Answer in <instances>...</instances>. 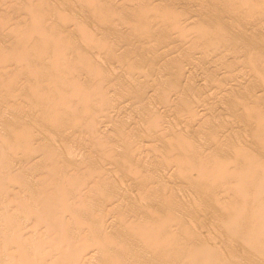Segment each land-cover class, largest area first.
Returning <instances> with one entry per match:
<instances>
[{
	"label": "rangeland",
	"instance_id": "374dc122",
	"mask_svg": "<svg viewBox=\"0 0 264 264\" xmlns=\"http://www.w3.org/2000/svg\"><path fill=\"white\" fill-rule=\"evenodd\" d=\"M225 1H221V4L220 1L216 0H0V208L4 207L6 203L9 205V200L11 202L13 200V203L8 206L10 208L9 212L13 214V217L10 214L9 218V212L5 211L4 208L2 209L7 212V215L3 218H1L2 216L0 217V221L4 222L6 220V223H0V226L3 225L0 228V246L2 245L0 247L2 248L0 249V264H7L9 262V260L7 262L5 260L12 255L14 249H16L13 252L15 254L13 255L15 263L19 260L18 254H21V260V257H25V255L27 257L24 258L23 263L36 264L34 259H36L35 255L37 254L34 248L38 247L41 249V253L44 254L45 261L43 260L42 264H56L58 259L61 258L58 254L60 256L63 254L61 253L63 248L60 251L57 244L61 246V241L66 242L70 240L71 243L79 246L87 231L86 228H88L89 233L86 232L87 234H85L88 239L86 240L85 237V242H90L86 244L87 248L83 243L81 244L84 250L85 248L87 249L86 252H93V250L97 252L93 248L92 242L94 241L92 239L95 236L99 237L102 235L101 237L105 236L104 239L101 237L98 239L99 241L100 239L104 241L110 230L113 232L111 235L115 231L119 234L116 232L114 237L113 235L111 237L110 233L108 234L109 237L114 238V241L116 240L115 237L117 239L122 238L121 235H123L124 230L127 231H125L124 235L127 234L128 238H130L129 240L126 238L127 235L117 240L119 242L123 240V244L128 245L127 248L125 247L126 250H123L124 247L122 246L124 245L122 243H120L121 246L117 242L116 245L111 244L113 240L111 238V240L108 239V236V240L101 243H104L105 246L108 242L107 246L111 245L113 248L119 245V248L122 247V252H126L128 251V247L131 246L130 248H132L131 242H134L133 239H135L130 237V233L128 234L130 232L129 229H126L127 226L130 227L128 224L132 221L130 225H133V221L136 222V217L138 223L142 222V220L145 222V218L142 217H147V209L152 207L154 210L155 208L159 210L162 206L156 207L159 205L155 204H162L163 202L164 207V199L169 200L167 201L168 203L173 200L174 203L171 201L169 203L171 207H169V204H166V202L165 207L167 205L170 209L165 212L163 211L165 208H162L160 210L165 213L160 210L159 213L170 216V213L168 214L167 212H171V216L166 217V219H164L165 216L163 218L160 216L155 217L154 213H151L152 210L149 215L165 220V225L169 228L167 231L172 233L173 229V232L175 231L176 234L181 231V233L174 234V236H171V233L170 236L168 234V238H172L169 244L167 243L169 247L167 250L169 251L166 250V253L170 252L169 254L167 253V258L172 257L171 260L174 258V262L177 261L176 264H181L180 261L187 264L191 260L192 263L193 261L196 263L202 257L199 255L198 259L193 260V258L195 259V257H198L196 255L201 253L204 257L203 252L208 253L207 255L205 254L207 258L215 255V257L211 258L212 261L214 258H216L214 259L215 261L218 260L220 255L224 257L232 253L235 255H233L234 258L241 257V259L235 260L232 256L229 259V261L231 260V264L233 260H235V264H246L249 260H251L249 261V263L251 262L250 264H255V262H259V264L263 262L264 264V261L258 260V258L261 259V256L258 257V254L261 255L262 251H256L258 249L255 247L254 252L257 254L256 257L255 254L251 253L252 250L250 251L249 249H253V246H248L251 243L250 240L254 242L256 239L250 238L248 240L250 242L247 243L248 241L245 240L247 236H243L250 230L251 225L258 222H254L255 220H253L254 223L252 224L250 219L254 216L250 215L247 218L249 220L244 219L247 221V225L245 226L248 227V224L251 223L249 228L243 226L246 233H244V230L241 231L244 229L242 227L244 220H237L233 216L237 224L241 226V230L237 227L238 225L236 226L235 223L234 225L230 222L233 218L232 220L228 218L232 217V211L230 213L227 212L230 211V207H228L225 213L226 202L228 203L230 200L232 206L231 201L236 198L235 201L237 202L233 201L231 208L236 207V204L241 202L238 199L240 195L238 196L239 193L235 194V190L232 189H230L229 193V187L223 175L225 172L215 168L219 166L225 170L229 169L231 172L237 168H244L245 163L240 157L235 156L236 151L240 155L249 157L251 162L259 158V163L264 166V146L262 148L260 145L261 141L259 143L258 140V137H260L258 134L260 135L261 133L260 126L264 123V0ZM198 97L205 99V105H196V102L200 100ZM249 118H252V120ZM263 133H261V137ZM221 143L226 147L228 145V149L225 147L228 150H225L226 154L217 152V149L221 148ZM223 145L221 144L224 148ZM132 161L135 164L130 163ZM257 161L255 162L258 163ZM215 162L216 166H214L215 164L213 165ZM135 165L136 168L134 167ZM182 170L185 174L181 173V176L180 172ZM130 171L133 172L131 173ZM198 171H201V173H198ZM127 173L128 175L130 173L131 176L132 174H139V176L141 174L140 177L143 180L140 177L137 178L138 175L128 177ZM56 174L59 179L62 178L63 174H73V179H76L75 176L79 178L78 182H75L77 179L74 182L77 185L79 184L80 187L84 185L85 188L81 187L83 188L82 194L80 195V191L82 190L75 183H73L76 186L74 189L71 188L73 186H70V189L68 188L72 183L71 181H73L70 177L71 175L68 176L71 178L70 180H68L67 175L66 177L65 175L63 176L67 178L65 181L68 180L67 184L64 182L66 185L64 189L62 188L64 187L62 186L64 178L60 179L62 180L61 184H56L60 180L56 181V183L53 182L55 181ZM186 174L192 176L189 177L188 175L189 179L187 180ZM256 175L253 176L255 177ZM103 176L104 178H102ZM135 177L137 180L140 179L138 181H148V185H146L147 183H138ZM193 177L194 180L192 181ZM57 178L56 180H58ZM97 178L101 182H103L102 179H106L105 182L107 184L104 182L105 185L102 184ZM130 178H134L135 181ZM259 178L264 179L262 176ZM189 180L190 182H188ZM232 181V186L235 185L234 189H237L240 194L242 191V196L246 194V192L243 193L245 190L243 188H246L245 191H247V187L243 185L244 183L241 184L242 186L240 185L241 187L237 186L238 189L236 185H239L240 182L237 183L236 179ZM48 182L53 183V185L55 183L54 186L57 188L55 190H58L61 185L62 192L66 190L67 198H69L67 196L69 191V194L79 191L77 193L80 197L76 198L82 199V195L86 191L87 193L85 194H88V190L91 189L92 195L91 192H89L90 195H85L87 197L94 196L91 197L93 200L90 203L93 201L91 203L93 205L90 204V207L87 205L89 202L85 196H83L85 200L83 199L84 201L80 202V200H76L74 197L77 194L72 193L74 196L71 195V197L73 196V199L80 202L78 205L75 200L71 197V200L69 198L70 203L72 201L76 203L75 208L81 206L84 209L83 205L85 204L89 207V209L88 207L86 208L85 212L80 209H77L79 210L77 212L74 208L77 213L82 212V214L80 213L81 215H78V219L79 221L80 218L83 220L78 223L76 222L78 219L74 221L73 216L76 217L77 215L74 209L72 211L76 215L70 211L73 213L71 216L68 211L69 209L67 211L64 209L66 211L64 213L63 210H59L62 209L60 207L57 212L56 207L59 199L61 201L59 202L60 204L65 203L63 204L64 206L69 203L64 195L65 193H62L61 190L58 191L62 195L57 191V195L59 194L57 199V195H55L56 191L53 192L54 190H51L53 187H50ZM99 182L101 184H98ZM191 182H194L193 185L196 184L198 187L190 184ZM15 184H19V186L17 185L18 187H16ZM20 185L23 188L22 192ZM153 188L156 189L153 191ZM248 188L250 189V187ZM195 189L197 190L195 191ZM19 190L20 192H18ZM148 190H152L153 195L160 196L159 200L155 195V198H150L152 193ZM125 191L131 195L129 194L128 196V193H125ZM197 191L201 194H198ZM122 192L125 195L127 194V197L122 195ZM249 192L248 195L246 194L247 196L244 195V198H253L255 194L252 195V193L254 191ZM142 194H145V196L143 197ZM160 194L162 198L167 197L161 199ZM234 194L235 197H233ZM40 195L44 196V198ZM117 195L120 199L122 197L125 199L122 198V202L119 203L121 200L118 197L116 198ZM208 195L213 196L216 201H213L214 204L208 205L207 199L213 203L210 201L211 197ZM53 196L56 199V206L53 205L54 203L52 204L55 200ZM263 196H260V199L264 198ZM62 198L67 200V204ZM126 198H131L129 199L131 201L123 202V199L127 200ZM146 198H149V201ZM152 198L161 202L157 203L156 200L153 202ZM255 198H257L256 195ZM255 198L252 199L253 201L250 200L251 203L254 202L252 204L254 206H250L253 209L256 208V203L258 204L259 202V197L257 198L258 201ZM34 199H40L39 203H37L39 205L33 203ZM144 200H147L146 203L149 205L145 210V215L143 213L147 204L142 206L143 202H141ZM262 200H260L261 203L258 205L264 203V201L262 203ZM101 201L104 204L108 203V205L105 204L106 207L101 206V208L103 207L102 209L99 207V211L100 209L102 211L104 208L109 210L111 207L113 211L116 208L114 204L116 201H119L116 204H121L122 208L119 207L120 212L122 213L123 211L128 214V219L131 220L129 222L125 218L128 221L123 225L127 226L124 227L121 224L123 222L119 224V221L116 220L119 215H123L117 211L119 209L117 207L115 209L116 212L115 210L113 213H111L112 211H108L109 215H104L107 213V210L104 209L106 213L103 210L104 216L102 213H99V217L102 215L106 220L109 219L107 220V225H109L111 221L113 222V216L115 215L114 222L116 221L117 223L115 222L113 225L116 224L117 226L119 225L118 228L120 226L124 228L122 227L118 231L116 225H114V228L111 227L113 225L109 227L106 224L103 225L106 221L105 219L103 220L104 222L102 221V216L100 217V221H102L101 225L106 226V230H104V227H99V219L96 220L97 222L95 219L99 218L97 204L100 202L98 206L102 205ZM150 201H152V206L149 204ZM175 201H177L176 204ZM247 201L249 203V200ZM140 202L142 203L141 205ZM25 203L26 206L24 205L23 207L21 204ZM82 203L85 204L82 205ZM122 203L124 204L123 206ZM247 203L246 205L249 206L250 204L248 205ZM42 204H45V207H47L46 205L49 207L54 206L56 209V212L53 210L54 216H61L58 217L60 220L53 216L58 222H54V225L57 223V226L51 225L54 219L53 221L48 220L52 222L45 221L51 218L50 215H53L51 211L54 208L49 209L51 214L48 212V215H50L46 217L48 210H45L46 208ZM109 204H111V207ZM20 205L22 208L19 207L18 210L20 211L18 212L16 211V206ZM258 205L257 209L259 208V212L262 214L261 209L264 206L260 205L263 207L261 208ZM33 206L35 207L34 211H32ZM91 206L93 207L92 210L96 212L93 211L94 215L96 214L95 217L97 216L94 220V217L87 219L90 217V214L86 216V211H91L90 213H92ZM142 207L144 208L142 209ZM257 209L254 210V215L258 213ZM3 210H1L2 213L4 212ZM137 210L143 211L140 214ZM31 211L39 214L42 218L45 217L41 218L42 223L40 218L36 220H40L39 225H42V227H35L38 231L34 229V226L38 225L34 220L36 219L35 216L38 217L39 215H34ZM83 212L85 213V217L82 216L84 215ZM135 212H138L141 217H138L139 215ZM233 212H236L235 209ZM31 213L34 215L33 221L29 220L31 218L30 215H32ZM110 213L114 215L112 216ZM155 214L158 215L157 213ZM251 214L253 215V213ZM125 215L120 217L123 219L120 221H125L123 218ZM134 215L138 216L135 217ZM257 215L259 218L260 214L258 213ZM6 216L9 218L8 225ZM11 217L14 219V222L15 220L17 221V224L12 221L14 223L12 225ZM64 217L66 219L64 222H67L66 224L62 221ZM258 218L256 217V219ZM177 219L182 226L177 225L179 223ZM21 220L24 223H21ZM43 220L46 224L43 223ZM161 220L158 221V224H160ZM259 220L260 223L261 221L264 222L262 218H259ZM92 221L93 223L94 221L97 223L94 224L97 227L87 226ZM238 221H242L243 224H240L241 222L239 223ZM127 222L129 223L127 224ZM76 223H80L82 226L80 225L81 227H77V229ZM224 223L228 225L231 223L229 227L227 224L226 226L231 228L234 225L238 230L235 231V227L233 226L230 231L224 226ZM18 224H24V226L22 225L19 228L17 227ZM49 224L52 228H55H48L47 226L51 227ZM68 225L70 226L68 227ZM140 225L142 224L140 223ZM156 225L157 223H155ZM253 226L255 227V225ZM60 227L62 229L59 230ZM82 227L83 229L79 230ZM110 227L111 229H109ZM133 227L137 228L136 225H133ZM182 227L185 232L179 230ZM66 228L67 230H65ZM68 228L70 229L69 231L76 229L75 232L77 230L81 232L82 230V234L78 231V233L73 231L78 235L74 236L73 234L74 237L64 238L65 235L69 236L72 232L68 234ZM257 228L259 229V226ZM253 229L251 228L252 232ZM18 230H21L19 236L26 238H21V241L26 242L27 240L29 242H26V248L24 247L25 249H22L20 252L16 248L15 238L17 237L13 238V235L19 232ZM23 230L26 231L23 232ZM33 230L36 231L35 235L31 234ZM93 230L97 231L98 236L93 233ZM121 230H123L122 234H120ZM104 231H108V233L105 235L106 232L104 233ZM229 231L232 235L228 234ZM237 231L242 232L243 235L236 233ZM91 232L95 236H92V234L90 236ZM249 232L248 234L253 237L259 235L261 238L262 236L260 235L261 233L257 234V230L255 231L256 235ZM2 233L4 234L1 235ZM23 233L25 236H22ZM156 233L157 231H155ZM234 233H236L238 238H236ZM58 234L60 238L57 237L59 236ZM237 234L243 237L241 239L247 241L244 245L240 244V242L243 243V240H239L240 237ZM31 235L34 236L32 237ZM79 236L82 237L81 242H77L80 238ZM175 236L176 239L174 238ZM260 238L257 236L258 243ZM30 239L33 240L31 241L33 244L30 243ZM98 239L94 242L96 245L99 243ZM10 240L12 243L14 242V245L10 243ZM124 240L128 242L126 241V243ZM5 241L8 244L3 243ZM69 243L67 242L66 245ZM30 244L32 250L29 247ZM64 245L61 247H64ZM71 245H67V248L68 246L70 248ZM98 245L97 247L99 248ZM55 246L56 248H54ZM76 246L74 249L78 250ZM244 246L248 248L246 249L248 253H251V256H245L247 255V251L244 250L243 254L245 253V255H242L247 259L249 258L245 262H243L245 259H242L241 255L242 247ZM111 247L109 248L111 249ZM194 247H197L196 251ZM11 248H13V251L10 250ZM67 248L64 250L67 255H70L67 252L69 250L73 251V249L71 250L72 247L69 250ZM80 248L81 246L79 250ZM263 248L264 246L259 249ZM6 249V253L10 256H7L5 259L2 256H5ZM51 249L54 252H51ZM54 249H58L60 252L55 253L56 250ZM114 249L122 254L119 249ZM182 249L188 252L184 253L185 251L183 250V252ZM81 250L76 251V255L73 251L72 255L77 256V252L80 253ZM113 250H111L113 252L111 257L113 256L112 259L116 261L117 259L114 256L118 254L114 255L116 251L114 252ZM155 250L150 249V251H154L158 255L156 253L157 250ZM179 250L185 254V259H183V255V258H179L178 253H175L176 251L179 252ZM8 251L10 252L8 253ZM150 251L148 250L143 256L147 260L149 259L150 262L155 259L153 261L156 262L152 261L151 263L157 264L158 259L156 258L158 256L156 258L151 256L153 259H150ZM92 252H88V254L83 253L82 255L86 257L94 253ZM130 252H135L136 254L134 250ZM126 253L124 254L125 256ZM171 253H175L177 256ZM216 253L220 255L216 257ZM135 254L134 257L137 255ZM238 254L239 256H237ZM53 255L58 257V259L54 258ZM131 255L133 256V254H128V257L123 256V259L118 256L117 258L119 261V258H121L122 263L125 258L129 262L132 259ZM73 256L70 257V262L72 263V259H74L73 264H81L83 260H80V262L77 260L78 258L81 259L80 254L77 258H73ZM14 257L10 259L14 260ZM62 257L64 259V256ZM84 257L82 259H85ZM100 257L97 256L96 259L101 260ZM136 257L138 258V256ZM136 257L135 259H137ZM176 257L183 260L181 259L178 262ZM228 257L223 258V260ZM51 258L54 259L50 261L51 263H47ZM170 258L168 259V264H174ZM255 258H257L258 262ZM262 258L264 259V257ZM28 259L30 260L28 261ZM63 259L59 260L62 262ZM203 259L205 260V264H210V258L208 259L210 261L208 263H206L208 261L206 258ZM21 260L17 263H20ZM100 260L96 262L92 260V262L93 264H104L101 263L103 259ZM237 260H240V262L236 263ZM126 261L124 264H127ZM36 262L39 264L37 259ZM83 262L84 264H92L90 262Z\"/></svg>",
	"mask_w": 264,
	"mask_h": 264
},
{
	"label": "bare ground",
	"instance_id": "6f19581e",
	"mask_svg": "<svg viewBox=\"0 0 264 264\" xmlns=\"http://www.w3.org/2000/svg\"><path fill=\"white\" fill-rule=\"evenodd\" d=\"M216 1H218V2L220 1V3H221V1H223V0H216ZM224 1H225V0H224ZM227 1H228V0H227ZM225 3H227V2L225 1ZM225 3H224V4H225ZM221 4H222V3H221ZM116 58H117V57H116ZM119 59H120V58H119ZM119 59H118V60H119ZM116 61H117V60H116ZM101 73H102V71H101ZM153 88H154V86H153ZM196 98H197V97H196ZM196 98H195V99H196ZM198 98H199V97H198ZM200 98H201V97H200ZM200 98H199V99H200ZM196 100H197V99H196ZM205 102H206L205 99H200V100H198V101L196 102V103H197L196 105H198V106H203V105H205ZM203 103H204V104H203ZM234 106H235V105H234ZM191 107H192V105H191ZM193 108H194V107H193ZM249 119L252 120V118H249ZM192 120H193V119H192ZM168 123H169V121H168ZM169 124H170V123H169ZM260 131H261V133L264 132V123L261 124V126H260ZM259 133H260V132H259ZM261 133H260V135L258 134V136H260V137H258V140H259V143H260V141H261L260 145H261V147L263 148V146H264V133H263V136H262V137H261ZM134 137H135V136H134ZM137 137H138V136H137ZM221 144L223 145V143H221ZM221 144H220V147H221V148H220L219 150L217 149V152L219 151V153L221 152V153H225V154H226L227 152H225V150L228 149V148H227L228 145H227V147L223 145V146H224V148H223V147L221 146ZM218 146H219V145H218ZM225 147H226L227 149H226ZM221 149H222V151H221ZM223 149H224V151H223ZM227 151H228V150H227ZM221 153H220V154H221ZM239 153H241V152H239ZM139 154H140V153H139ZM218 155H219V154H218ZM222 155H224V154H222ZM235 156L240 157V158L244 161V163H245V167H244V168H241V169L237 168V169H234V170H236V171L233 170L234 172H233V171L231 172L229 169L225 170V169L220 168L219 166H217V167H219V168L215 167L217 170L225 172V174H223V175H224V179H225L226 181H225V180H224V181L227 183V186L229 187V193H230V189H232V190H235V194L239 193L238 196L240 195V196H239L240 198H238V197H237V198L240 199L241 202H238V204H236V207L234 206L233 208H231V207L233 206V201H234V202H237V201H235L236 198L233 199V197H235V194H234V196L232 197V199H233V200L231 201L232 206H231V204H230V200L228 201V203L226 202V205H225V207H226V208H225V209H226V210H225V213H226V211L228 210V207H230V208H231V209L229 208L230 211H227V212L230 213V212L232 211V217L230 216V218H228V219H231V220H232L233 216H235L234 218H237V220L239 219V220H242V221H243L244 219L249 220V219H247V218H249L250 216H252V217L254 216V217H253L254 219L251 218L250 220H251L252 224H253L254 222H258V223H254V224H253V225H255V227H254L253 225H251V223H250L249 221H248V223H250V224H248V227L245 226V225H247V221H246V220H244V222H243L244 224L242 223V221H240L241 223L238 221L240 224H243L242 227L244 226V227L249 228V226L251 225L250 230H251V228H252V229L255 228V229H253V232H252V230H251V231L248 230V231H247V234H244V235H243L242 232L240 233L239 231H237L236 233H239L240 235L242 234L244 237H245V235H246L247 237H245L246 239H245V238H244V239L247 240V241L250 240V238H251V239L255 238L257 241L254 240V242H253V240H250L251 243H249L250 241H248V242H247V241H244L243 239H241V238H243V237L240 236L239 234H237V235H239V237H240L239 240H241V241L243 240V243L240 242L241 245H242V244L244 245V243L247 242V243H249L248 246H249V245H250V247L253 246V247H252L253 249L249 248L250 251L252 250V251H251L252 254H255L254 251H255L256 248L258 249V250H256V251H258V252H259V250H261V251H262L261 255L258 254V257L261 256V259L258 258V260H262V261H264V259L262 258V257H264V251H263L264 248H263V249H259V248H262V247L264 246V237H262V236L264 235V222L261 221V223H260V220H259V218L264 219V218H263L264 216L262 217V215H264V214H263V209H264V208L261 207V206H264V203H263L264 198L261 197L263 200L260 199V196H263V195H264V179L259 178V177H261V176L264 177V176H263V174H264V166H262L261 163H259L260 159L257 158V157H256V158L259 159V160L257 161V159H256L255 161H257L258 163H256L255 161H254V162H251V160H249V159H250L249 157L247 158L246 155H240V154H238L237 151H236V153H235ZM244 156H245V157H244ZM242 157H244V158H242ZM263 157H264V156H263ZM209 158H211V157H209ZM245 158H247V159H245ZM133 161H134V160H133ZM133 161L130 162V163L135 164ZM214 164H215V165H214ZM213 165L216 166V165H217L216 162L213 163ZM134 167L136 168V165H135ZM236 167H237V166H236ZM129 168H131V167H129ZM135 168H134V169H135ZM133 171H134V170H133ZM133 171H132V172H133ZM130 172H131V171H130ZM132 172H131V173H132ZM124 173H125V172H124ZM134 173H136V172H134ZM181 173H182V174H185V173L183 172V170H182V172H180V174H181ZM198 173H201V171H198ZM182 174H181V176H182ZM256 174H257V175H256ZM54 175H55V174H54ZM54 175H53V176H54ZM64 175H65V177H66V175H67V177L71 175L70 177H71L72 180H73V181H71L72 183L69 181L71 184H73V183L79 181V180H78L79 178H77V177L75 176V178L77 179V181L74 182V180H76V179H73V178H74V177H72L73 174H63V176H64ZM104 175H106V174H104ZM125 175H126V174H125ZM137 175H138V176H137ZM188 175H189V174H186V175H185L187 180L189 179L190 176H192V175H189V177H188ZM253 175H256V176L254 177ZM259 175H261V176H259ZM53 176H52V177H53ZM57 176H58V175L56 174L55 177L57 178ZM59 176H60V175H59ZM63 176H62V178H60V179H63V178H64V179H63V180H64L63 183L61 182L62 180H60L59 178H57L58 180H56V178H55V181H53V182L56 183V181H59V180H60V181L57 182L56 184L58 185V184H61V183H62V186H64V187H62V186L60 185V188H59V186H58V188H59L58 190H61V187L65 189V186H66V185L64 184V182L67 184V181L71 179V178L68 177L69 179H68L67 181H65L67 178H65V177H63ZM97 176H98V175H97ZM97 176H96V177H97ZM106 176H107V175H106ZM127 176H128V177L137 176V178H139V177L141 176V174H140V176H139V174H132V176H131L130 173H129V175H128V173H127ZM127 176H126V177H127ZM258 176H259V177H258ZM45 177H47V176H45ZM52 177H51V179L53 180L54 177H53V178H52ZM99 177L101 178V176H99ZM122 177H123V176H122ZM183 177H184V176H183ZM194 177H195V176H194ZM194 177H193L192 181L194 180ZM43 178H44V176H43ZM102 178H104V176H103ZM135 178H136V177H135ZM137 178H136V181L140 180V179L137 180ZM140 178H141V177H140ZM144 178H145V176H144ZM184 178H185V177H184ZM191 178H192V177H191ZM83 179H84V178H83ZM94 179H96V178H94ZM97 179H99V178H97ZM107 179H108V178H107ZM123 179H124V178H123ZM130 179H134V178H130ZM235 179H236L237 183L240 182L239 185H238V184L236 185V188H238L237 186H240L241 184L244 183L243 185H245V186L247 187V191H248V192L250 191L249 193H251L252 190H253L254 192L252 193V195L255 194L257 198L259 197V198H258V199H259L258 204L261 203L260 200H262V203H263V204H262V205L260 204L261 206L258 205V204L255 202V203H256V208H255V209H257V205H258V207L263 208V209H261V210H262V214L259 212L260 209H259V208H258L259 210L257 209V211H258V213L260 214L261 217L259 216V218H258V215H257L258 213H257V211H256V213H257L256 215H257V216L254 215V214H255V211H254L255 209L251 208V207L254 206V205H252V204H254V202L251 203L250 200H252L253 198H255V195L253 196V198H249V197H246L247 199L244 198V197H245L244 195H246V194L248 195V192L245 191L246 188H243V187H244V186H243L242 188L245 189L243 193L246 192V194H243V196H242V191H241V190H240V191H241V194H240V192H239L237 189H234V188H235V185L232 186V182H233L232 180H235ZM237 179L241 180L242 183H241V181H239V180H237ZM43 180H45V179H43ZM46 180H47V179H46ZM48 180H49V179H48ZM52 180H51V182H52ZM102 180H103L104 183H106V182H105L106 179H105V180L102 179ZM121 180H122V179H121ZM126 180H127V179H126ZM141 180H143V179L141 178ZM229 180H230L231 182H230ZM22 181H23V180H22ZM22 181H21V182H22ZM27 181H28V180H27ZM49 181H50V180H49ZM98 181H100V179H99ZM98 181H97V182H98ZM127 181H128V180H127ZM134 181H135V179H134ZM60 182H61V183H60ZM100 182H101V181H100ZM100 182H99L98 184H101V183L104 184L103 182H101V183H100ZM121 182H122V181H121ZM140 182H141V184L147 183L146 185H148V181H145V182H144V181H138V183H140ZM142 182H143V183H142ZM188 182H190V180H189ZM14 183H15V182H14ZM25 183H26V182H25ZM32 183H33V181H32ZM35 183H36V182H35ZM48 183H49V186H50V187H53V188L55 187L54 189L52 188L51 190H54L53 192L56 191V192H55V195H57V191H58V190H55V189H57L56 186H54L55 183H54V185H53V183H50V182H48ZM48 183H47V184H48ZM70 183H68V184H70ZM12 184H13V183H12ZM22 184H23V183H22ZM22 184H21V185H22ZM42 184H43V183H42ZM45 184H46V182H45ZM63 184H64V185H63ZM71 184H70L69 187H68L69 189H70V186H73V187H71V188L74 189V187H76L75 185H77V183H75V185H74V184L71 185ZM106 184H107V183H106ZM109 184H110V183H109ZM190 184L193 185L194 182H191ZM15 185H16V187L19 186V184H15ZM15 185H14V186H15ZM17 185H18V186H17ZM21 185H20V187H21L22 190H21V189H20V190H21V192H22V191H23L22 186L25 185V184H23L22 186H21ZM51 185H52V186H51ZM104 185H105V184H104ZM104 185H103V186H104ZM124 185H125V184H124ZM130 185H131V184H130ZM152 185H153V184H152ZM152 185H151V186H152ZM42 186H43V185H42ZM44 186H45V185H44ZM77 186L82 190V191H80V195H81L82 192H83V188H81V187H84V185H82V186L80 187L79 184H78ZM85 186H86V184H85ZM127 186H128V184H127ZM193 186L198 187V185H196V184L193 185ZM241 186H242V185H241ZM241 186H240V187H241ZM253 186L256 187V188H255V189H252V188H254ZM25 187H26V186H25ZM36 187H37V186H36ZM38 187H39V186H38ZM45 187H46V186H45ZM47 187H48V186H47ZM107 187H108V186H107ZM121 187H122V186H121ZM123 187H124V186H123ZM133 187H134V186H133ZM152 187H153V186H152ZM152 187H151V188H152ZM248 187H250V189H249ZM251 187H252V188H251ZM43 188H44V187H43ZM48 188H49V187H48ZM68 188H66V189H68ZM84 188H85V187H84ZM91 188H92V187H91ZM126 188H127V187H126ZM129 188H130V187H129ZM131 188H132V187H131ZM147 188H148V187H147ZM147 188H146V189H147ZM193 188H194V187H193ZM24 189H25V188H24ZM27 189H29V188H27ZM27 189H26V190H27ZM86 189H87V186H86ZM88 189H89V188H88ZM120 189H121V188H120ZM122 189H124V188H122ZM134 189H135V188H134ZM136 189H137V188H136ZM155 189H156V188H155ZM155 189L153 188V191H154ZM197 189H198V188H197ZM197 189H195V191H196ZM238 189H239V188H238ZM243 189H242V190H243ZM20 190H19L18 192H20ZM49 190H50V189H49ZM51 190H50V192H51ZM90 190H91V189H89L88 191L91 192ZM124 190H126V189H124ZM137 190H138V189H137ZM157 190H158V189H157ZM199 190H200V189H199ZM27 191H28V190H27ZM27 191H26V192H27ZM42 191H43V190H42ZM46 191H47V190H46ZM92 191H93V189H92ZM111 191H112V190H111ZM120 191H122V190H120ZM131 191H132V190H131ZM131 191H129V192H131ZM148 191H149V192L151 191V193H152V196H150V198H151V197H154V198H155L156 195H155V194H154L155 196L153 195V191H152V190H148ZM158 191H159V190H158ZM37 192H39V191H37ZM44 192H45V189H44ZM48 192H49V191H48ZM58 192H59V191H58ZM61 192H62V190H61ZM61 192H59V194H60ZM63 192H64V190H63ZM63 192H62V193H63ZM65 192H66V190H65ZM65 192H64V193H65ZM67 192H68V191H67ZM77 192H79V191H77ZM77 192H74L75 194H77L76 196H74V195H73L74 193L72 192L73 194H72V193L69 194V193H70V191H69V192H68L69 195L67 194V196L70 198L71 195H73V196L76 198V197L79 196V194H78ZM89 192H88V194L90 195ZM95 192H96V191H95ZM133 192H135V191H133ZM138 192L140 193V191H138ZM149 192H145V193H149ZM160 192H161V191H160ZM197 192H198V191H197ZM24 193H25V192H24ZM51 193H52V192H51ZM51 193H50V194H51ZM62 193H61L60 195H62ZM85 193H87V191H86ZM85 193H84V195H82V199H81V198H80V199L76 198V200H80V202H83V201L85 200V197L88 196V194H85ZM93 193H94V191H93ZM125 193H128V192L125 191ZM139 193H138V194H139ZM142 193H143V192H142ZM155 193H156V192H155ZM158 193H159V192H158ZM19 194H20V193H19ZM21 194H23V193H21ZM59 194H58V195H59ZM129 194H130V193H128V196H129ZM198 194H201V193L198 192ZM23 195H25V194H23ZM42 195H44V193H42ZM53 195H54V194H53ZM55 195H54V196H55ZM58 195H57V199H58ZM64 195H65V197H66V193H65ZM85 195H87V196H85ZM91 195H92V192H91ZM93 195H94V194H93ZM122 195L126 196L127 194L125 195V194L122 192ZM130 195H131V194H130ZM142 195H143V197L145 196V194H142ZM150 195H151V194H150ZM160 195H161V194H160ZM247 195H246V196H247ZM250 195H251V194H250ZM250 195H249V196H250ZM252 195H251V197H252ZM257 195H260V196H257ZM35 196H36V195H35ZM37 196H38V194H37ZM40 196H41V195H40ZM54 196H53V197H54ZM73 196H72V197H73ZM83 196H85V197L83 198ZM146 196H147V195H146ZM163 196H165V195H163ZM208 196H209V195H208ZM208 196H207V197H208ZM21 197H22V195H21ZM41 197L44 198V196H41ZM51 197H52V194H51ZM61 197H62V196H61ZM72 197H71V198H72ZM74 197H73V198H74ZM79 197H80V196H79ZM91 197H94V196H91ZM91 197H87V200H88V202H89V203H87V205H89V207H90V204L93 202V201H92V202L90 203V201L93 200V198L91 199ZM117 197L119 198L118 195L116 196V198H117ZM126 197H127V196H126ZM135 197H136V196H135ZM135 197H134V198H135ZM138 197H139V196H138ZM140 197L143 198L141 195H140ZM147 197H148V196H147ZM156 197H157L158 200H159V197H160V196H159V197L156 196ZM166 197H167V196H165L164 198H166ZM209 197H211L210 201H212V202L215 201V199L213 198V196L210 195ZM209 197H208V198H209ZM263 197H264V196H263ZM23 198H24V197H23ZM36 198H37V197H36ZM69 198L66 197V199H67L68 201L65 200V198H64V199L62 198L63 200H65V202L67 201V202L69 203V204H67V202H66L67 205H65V206L63 205V204H65V203H63V204H60V203H59V202H61L60 199H59V201H57V202H58V205H57V207H56V208H57V212H58L59 210H63V212L65 213V212L67 211V209H69L68 211L70 212V211H72V210L75 208V204H76V203H77V205H78V203H80L79 201L77 202L75 199L72 198V199L75 200V202H76V203H73V201H72V203H73V205H74V206H73L72 203L69 202V201L71 200V198H70V200H69ZM89 198H90V200H89ZM122 198H124V197H122ZM122 198H121V199L119 198L121 201H120L119 199H117V200H119L120 202H119V201H116V203H118V202L121 203V202H122ZM134 198H132V199H134ZM154 198H152L153 202H154L155 200L157 201V203L161 202V201H158L157 199H154ZM164 198H162V195H161V199H164ZM212 198H213V200H212ZM243 198L245 199V201H244ZM248 198H249V199H248ZM257 198H255V200H256ZM21 199H22V198H21ZM27 199H28V196H27ZM52 199H53V198H52ZM52 199H51V201H53ZM54 199H55V197H54ZM83 199H84V200H83ZM124 199H125V198H124ZM124 199H123V202H124V201H128V202L131 201V200H129V199H131V198H128V199L126 198L127 200H124ZM137 199H138V198H137ZM143 199H144V198H143ZM146 199H147V198H146ZM148 199H149V198H148ZM148 199H147V200H148ZM167 199H168V198H167ZM174 199H175V198H174ZM238 199H237V200H238ZM258 199H257L256 201H258ZM34 200H35V199H34ZM36 200H38V199H36ZM36 200H35L33 203H35L36 205H39V204H37V203H39V200H40V199L38 200V202H36ZM63 200H62V202H63ZM103 200H104V199H103ZM140 200H142V199H140ZM147 200H146V201H147ZM150 200H151V199H150ZM165 200H166V199H164V202H165V203H166L167 201H169V200H166V201H165ZM170 200H171V199H170ZM247 200H249V203H247V202H248ZM255 200H254V201H255ZM24 201H25V200H24ZM55 201H56V199L54 200V202H52V204L54 203V204H53L54 206H56V205H55ZM99 201H100V200H99ZM104 201H105V200H104ZM138 201H139V200H138ZM146 201H145V200H144V201H141V202H143V205H142V206H144L145 204H147ZM148 201H149V200H148ZM171 201H173V200H171ZM171 201H170V202H171ZM178 201H179V200H178ZM238 201H239V200H238ZM246 201H247V202H246ZM252 201H253V200H252ZM9 202H10V204H11V203H13V200H12V202H11V200H9ZM9 202H8V203H9ZM28 202H29V201H28ZM43 202H44V200H43ZM101 202H102V203H101L102 205H100V206H98V205L100 204V202H99L98 204L96 203V204H97V209H98V213H97V214H98V217H99V213H102V215H103L104 213H106L105 210H107L106 208H104V209H105V210L103 209V210H104V213L102 212L103 210L101 211V209L103 208V207L101 208V206L106 207L105 204L108 205V203H105V204H104L103 201H101ZM132 202H134V201H132ZM135 202H136V201H135ZM141 202H140V205L142 204ZM144 202H145V203H144ZM170 202H169V203H170ZM176 202H177V201H175V204H176ZM215 202H216V201H215ZM245 202H246L248 205H249V204H250V205L247 206ZM41 203H42V202H41ZM41 203H40V206H41ZM44 203H45V202H44ZM85 203H86V201H85ZM85 203H82V205L85 204ZM116 203L114 204L115 207H116L115 209H117V207H118V208L121 207V206H120L121 204L118 205V204H116ZM165 203H164V207H163V202H162V204H161V203H159V204H155V203H154V204H155V205H159V206H156V207H160V205H161L162 207L159 208V210L162 209V208H165V210L163 209V211L166 212V211H168V209H170V208H168L167 205H166V207H165ZM169 203L167 202L166 204H169ZM172 203H174V201H173ZM207 203H208V205H209V204H211V205L214 204V202H213V203L209 202L208 199H207ZM10 204L8 205V204L6 203V204H5L6 206L4 205V207H1L0 209L3 210L2 208H4L5 211H8V212H9V209H10V208H9L8 206H10ZM52 204H51V206H52ZM70 204H71L72 206H71ZM103 204H104V205H103ZM111 204H112V203H111ZM111 204H109L110 207H111ZM136 204H137V203H136ZM149 204L152 206V201H150ZM177 204H178V203H177ZM181 204H183V203H181ZM228 204H230V205L228 206ZM12 205H13V204H12ZM21 205H23V207H24V205L26 206V203H25V204H21ZM21 205H20V206H16V208H17L16 211H18V212L20 211V210H18V209H19V207H21ZM33 205H34V204H33ZM62 205H63V206H62ZM77 205H76V206H77ZM80 205H81V204H80ZM91 205H93V204H91ZM114 205L112 204V206H114ZM117 205H118V206H117ZM123 205H124V204L122 203V206H123ZM137 205H138V204H137ZM147 205H148V204H147ZM147 205H145V206H146L145 208L142 207V209L144 208V213H143L144 215H145V210H146V208L149 207V205H148V206H147ZM172 205H174V204H172ZM183 205H184V204H183ZM251 205H252V206H251ZM13 206H14V205H13ZM30 206H31V205H30ZM42 206L45 207V204H44V205L42 204ZM46 206H47V207H45V208H46L45 210H48V211L46 212V213H47L46 217H49V215L51 214L50 211H49V209L51 210V208H52V207L54 208V206H52V207H49L48 205H46ZM83 206H84V209H83V207H81V206H80L81 208H80V207H79V208L76 207V208H75L76 211L78 212L79 210H77V209H80L81 211L83 210V211L85 212V210H86V208H87L88 206H86V204L83 205ZM95 206H96V205H95ZM174 206H177V205H174ZM250 206H251V207H250ZM48 207H49V208H48ZM60 207H61L62 209H59ZM70 207H71V208H70ZM89 207H88V209H89ZM99 207L101 208V209H100L101 212L99 211ZM153 207H155V206L153 205ZM169 207H171L170 204H169ZM249 207H250L251 209H250ZM16 208H15V209H16ZM21 208H22V207H21ZM40 208L42 209V207H40ZM47 208H48V209H47ZM92 208H93V207L91 206L90 209L92 210ZM121 208H122V207H121ZM140 208H141V207H140ZM149 208H150V210H149ZM149 208H148L147 211H146V214H147L146 216H147V217H142V218H145V222L142 220V222H144V223H142V222H139V223H138V222H137V217H136V216H138V215H139L138 217H141L140 214H141V212H142L143 210H142V211L137 210V211L140 212V214H138V212H135V213H137L138 215H134V216L136 217V218H135L136 222L133 221V222H134L133 225H136L137 228H136V227H133V225H130V223L132 224V221H131L130 219H128V214L124 213L123 211H122V213H121V212H120V208H119L117 211H119V212H120L121 214H123V215H125V214L127 215V217H126V215H125L123 218H124V220H125V218H127V219L129 220V222L131 221L130 223L127 222V224L129 223L128 225H129L130 227H128L127 225H126L127 227L124 226L123 224L126 223V221H128V220L126 219L125 221H120V220L122 219V218H120V217L123 216V215H119V216H118L117 213H119V212L116 213L117 216H118V217L116 216V217H117L116 220L119 221V224H120L121 222H123V223H121V224H122L124 227H126V229H129L130 232H128V234L130 233V237H131V238L133 237V238L136 239V240H135V239L132 238L133 241H134V242L136 241V242H135V243H134V242H131V241H132V240H131L130 242L132 243V248H130L131 246L128 247V251H126V252H130V251H133V250H134V251H136V254H137V255L135 254V252H134V253H133V252H132V253H131V252H130V253H126L125 251H123V252L126 253V256H125V255H124L125 253L123 254L121 248L124 247L123 250H126L125 247L127 248L128 245H127V244H123V242H122L123 240H122V241L120 240V242L117 241V240H119V239H122L123 236L126 237L127 234L124 235V234L127 232L126 230H124L123 235H121L122 238H119V237H118L119 239H117V237H115V239H116L115 241H114V238L112 239L111 237H112V235H113V237H114L117 231H115L114 234H112V235H111V233H113V232H111L112 230L109 231L110 234L108 233V231H107V232L104 231V233L106 232L105 235L108 233V234L111 236V237H109V235L107 234L108 239L111 238V239L113 240V241L111 242V244L113 243V245H116V242H117V244H118V243H119V244L122 243V245H124V246H122L121 248H119V247L121 246V244H120V246L118 245V247H116V246L114 247V248H116V249H119V250L121 251L122 254H120L118 250H117L118 253H116L117 251H116L113 247H111V245L107 246V245H108V242H107V243L105 242L106 244H105V246H104V243H101L103 240L100 239V241H99V239H98V238H100L102 235H100L99 237H96L95 234L97 235V231H94V230H93V233H95V234H93V233L91 232V233H90V236H91V234H92V236H95V237L98 239V242H99V243H97V242H96V243H97V245L99 244V245H98L99 248H98L97 245L94 243L97 239H96L95 237H94V238H93V237H90V238H93L92 240H93L94 242H92V243H93V245L95 246V247L93 246V248H94L95 251H97V252H94V250H93L94 253H93L92 251H88V252H92L93 254H90L89 256L84 257V255H82V254H83V253H87V254H88V252H86V251H87V249H86V248H87V245H86V244H88V243L90 242V241L85 242V237H86V240H88V239H87V236H85V234H87L86 232L89 231L88 228H86L87 231L85 232L84 237L82 238V237L79 236V237H80L79 240H78V239H77L78 241L76 240L77 242H81V238H82V242H81V244L83 243L84 246H86L85 250L83 249V245L80 244L79 246H76V245H74L73 243H71V241H70L68 238H67V239H68L69 241L64 240V241H66V242L61 241V240H63V239H61L60 241H61L62 243L60 242V243H61L60 245H61V246H63V244H65V245H64V247H61V246H58L59 244H57V247L59 248V250L62 249V248H63L62 251H63L64 249L66 250L67 245L72 244L73 246L71 245L72 248H71V247H70V248H71V250L73 249L74 252L69 250V249H70L69 246H68V248H67V249L69 250V252H67V253L70 254V255H67L65 250H64V252H62V251L60 250L61 253H63L62 256H64V259H63V257L60 256V254H58V256L61 257V258L63 259L62 262L60 261L61 258H59V259H60V260H59L58 257H55L56 255L53 253V254L55 255V256L53 255V257L56 258V259H58V261H59V262L57 261L56 264H59L60 262H61V264H73V263H74V259H72V263H71V262H70V259H71L70 257L73 256V255H72L73 253L76 255L75 252H76V251H80L81 249H83V250H81V252L83 251L82 254H81V252H80V253L77 252V254H78V255L80 254V257H81V259H80V258L77 259V260H79V262H80V260H83V261H85V263H86V262H88V263L90 262V263L93 264V262H96V261H99V260H100V259H98V258L96 259V257H97V256H101V257H100L101 260L103 259V261H102L101 263H104V264H120V261H121V264H124L125 261L127 260V258H125L126 260L124 259V262H123V263H122L121 258H122L123 256L128 257V254H133V256L131 255V256H132V259H130V260H132V261H130V260L128 259L129 262L126 261L127 264H149V263H151L153 260H155V259H153V258H156V256H158V257L156 258V259H158V260H157V264H168V259H169L170 257L167 258V253H168V252L166 253V250L169 248V247H168V244H169L170 239L172 238V237H170V239L168 238V234H169V236H170V233H171V232L167 231V229H169V228L166 227L167 225H165V220H163V219L161 220V218H160V217L163 218V216H165V215L162 214V213L160 214V213H159V210H158L157 208H155V210H156L157 212L154 210V208H153V209H152V207H149ZM32 209H33L32 211H34L35 207L33 206ZM43 209H44V208H43ZM58 209H59V210H58ZM64 209H65L66 211H65ZM75 209H74V211H75ZM97 209H96V211H97ZM115 209H113V211H114ZM232 209H233V210H232ZM234 209H235V211H236L237 213H236V212H233ZM1 210H0V211H1ZM53 210H55V212H56V209L54 208V209H52V211H51L52 213L54 212ZM126 210H127V209H126ZM151 210H152V211H155V212H152ZM3 211H4V210H3ZM5 211H4L3 213H2V211L0 212V213L2 214V215L0 214V217L2 216L1 218H3L5 215H7V214H6L7 212H5ZM10 211H13V210H10ZM32 211H31V212H32ZM74 211H72V212H74ZM76 211H75V212H76ZM81 211H80L79 213L76 212L77 215H76V213L74 212L75 215H76V217H74V216L72 215L73 218H74V221H76V220L79 218L78 215H81V214H82ZM93 211L95 212V210H92V213H90L91 211H90V212L86 211V216H89V214H90V217H88V218L86 217L87 219H90L91 217H92V218L94 217V218H93V220H94L95 218H97V216L95 217L96 214L94 215ZM108 211L111 212V211H112V207H111L109 210H107V213L104 214V215H109V214H108V213H109ZM113 211H112L111 213H113ZM131 211H132V210H131ZM150 211H151L152 214L154 213V216H155V217L160 216V217H159L160 219L155 218L154 216H150V215H149ZM160 211H162V210H160ZM163 211H162V212H163ZM13 212H14V211H13ZM48 212L50 213L49 215H48ZM63 212H62V213H63ZM69 212H68V213H69ZM84 212H83V213H84ZM115 212H116V210H115ZM165 212H163V213H165ZM4 213H5V214H4ZM32 213H33L34 215H39V214H37V213L35 214V212H32ZM32 213H31V214H32ZM59 213H60V212H59ZM80 213H81V214H80ZM87 213H88V215H87ZM95 213H96V212H95ZM111 213H110V214H111ZM120 213H119V214H120ZM130 213H131V212H130ZM130 213H129V214H130ZM155 213H157L158 215H156ZM167 213H168V214L170 213V216H171V212H167ZM167 213H166V214H167ZM233 213H234V214H233ZM251 213H253V215H252ZM3 214H4V215H3ZM8 214H9V218H10V214H11V213L9 212ZM14 214H15V213H14ZM33 214H32V215H33ZM56 214H57V213H56ZM71 214H73V213L70 212V216H71ZM131 214H132V213H131ZM143 214H142V215H143ZM152 214H151V215H152ZM159 214H160V215H159ZM11 215H12V217H13V214H11ZM17 215H18V214H17ZM32 215H30L31 218H29V220H30V219L32 220V218H34V215H33V217H32ZM41 215H42V214H41ZM58 215H59V214H58ZM61 215H62V214H61ZM91 215H94V216H91ZM102 215H101V216H102ZM104 215H103V216H104ZM111 215H112V214H111ZM113 215H114V214H113ZM113 215H112V216H113ZM132 215H133V214H132ZM229 215H230V214H229ZM249 215H250V216H249ZM39 216H40V215H39ZM39 216H38V217L35 216L36 219L34 220V222H35V223L37 222L36 224H38V225L34 226V229H35V230L37 229V228H35V227L40 226V225H39V223H40L39 221L41 220L42 216H40V217H39ZM53 216H54V213H53V215H52V214L50 215L51 218H52ZM59 216H60V215H59ZM59 216H57V217L54 216V217L58 218ZM82 216L85 217V213H84V215H82ZM101 216H100V217H101ZM103 216H102V218H103L102 221L105 219ZM170 216L167 215V216L164 217V219H166V217H170ZM7 217H8V216H6L5 218L7 219V222H8L7 225H8V224H9V221H8L9 218H7ZM12 217H11V218H12ZM14 217H15V216H14ZM54 217H53L52 219H51V218H48V219L45 220V221H48L49 219L53 221ZM60 217H61V216H60ZM68 217H69V216H68ZM100 217L97 218V219H95V221L99 219V220H98V221H99V224H98L99 227H104L103 225H105V224H106V226L109 227V226L113 225V223L116 222V221L114 222V220H115V215H114V216H113V217H114V218H113V222L111 221V222L109 223V225H107V220H109V219H107V220L105 219L106 223H103V225H101V224H102V223H101L102 221H100V220H101ZM105 217H106V216H105ZM108 217H109V216H108ZM129 217H130V215H129ZM132 217H133V216H132ZM150 217H151V218H150ZM256 217H257L258 219H256ZM1 218H0V219H1ZM16 218H17V217H16ZM16 218H15V219H16ZM38 218H40V220H39V221H36V220H38ZM43 218H45V217H43ZM43 218H42V219H43ZM56 218H55V219H56ZM75 218H76V219H75ZM109 218L111 219V217H109ZM133 218H134V217H133ZM142 218H138V219H142ZM234 218H233V220H232V221H234V222H232V221H230V220H229V221H230L231 223H233V224L235 223L236 226L238 225L237 227L240 228V230H241V226H240L239 224H237V221L234 220ZM22 219H23V218H22ZM55 219H54L53 223H51V225L53 224V226H55V225L58 223ZM58 219H59V218H58ZM61 219H62V218H61ZM4 220H5V219H4ZM10 220H11V219H10ZM13 220H14V219L12 218L11 222H12ZM59 220H60V219H59ZM64 220H66L65 217H64V219H63L62 221L64 222ZM81 220H83V219L80 218V221H81ZM91 220H92V219H91ZM122 220H123V219H122ZM132 220H134V219H132ZM159 220H161V222H159L160 224H158V221H159ZM167 220H168V218H167ZM177 220H178V219H177ZM253 220H255V221L253 222ZM5 221H6V220H5ZM5 221H4V222H5ZM18 221H19V219H18ZM21 221H22V220H21ZM32 221H33V220H32ZM52 221H48V222H52ZM80 221H79V219H78V221H76V222L78 223V222H80ZM95 221H94V223H93V221L91 222V223H93L92 225H91V223H90V224H87V226H88V225H90V226H95L94 224L97 222V221H96V222H95ZM138 221H140V220H138ZM151 221H153V222H151ZM155 221H156V222H155ZM229 221H228V223H229ZM235 221H236V222H235ZM245 221H246V222H245ZM1 222H3V221L1 220L0 223H1ZM4 222H3V223H4ZM13 222H14V221H13ZM13 222H12V225H14V223H16L17 221L15 220V222H14V223H13ZM30 222H31V221H30ZM34 222H33V224H34ZM54 222H57V223L54 225ZM103 222H104V221H103ZM108 222H109V221H108ZM177 222H179V223H177L178 226H179V225L182 226V224L180 223L179 220H178ZM5 223H6V222H5ZM21 223H24V221H22ZM41 223H42V220H41ZM43 223L46 224V222H44V220H43ZM60 223H61V221H60L59 224H58L59 226H60ZM64 223H65V222H64ZM66 223H67V222H66ZM66 223H65V224H66ZM77 223H76V228L82 226V225H81L82 222H81V224H80V223L77 224ZM83 223H84V221H83ZM116 223H117V222H116ZM137 223H138L139 227H138ZM140 223H141L142 225H140ZM150 223H153V224H151L152 226L150 225ZM155 223H157V225H156L157 227L155 226ZM231 223H230V225H231ZM16 224H17V223H16ZM16 224H15V225H16ZM25 224H26V223H25ZM85 224H86V223H85ZM85 224H84V225H85ZM96 224H97V223H96ZM224 224H225V223H224ZM226 224H227V223H226ZM226 224H225L224 226H226ZM235 224H234V225H235ZM4 225H5V224H4ZM18 225H19V226H18ZM18 225H17V227H19V228H20V226H22V225L24 226V224H22V225H21V224H18ZM47 225H48V224H47ZM49 225H50V224H49ZM51 225H50V226H51ZM63 225H64V224H63ZM80 225H81V226H80ZM100 225H101V226H100ZM114 225H116V224H114ZM114 225L111 226V227L114 228V227H115ZM149 225H150V226H149ZM230 225L227 224L228 227H229ZM234 225H232L231 228H233ZM2 226H3V225H2ZM2 226H0V228H1ZM9 226H10V225H9ZM32 226H33V225H32ZM32 226H31V228H33ZM56 226H57V225H56ZM61 226H62V225H61ZM69 226H70V225H68V227H69ZM90 226H88V227H90ZM106 226L104 227V228H105L104 230H106ZM116 226H117V225H116ZM118 226H119V225H118ZM118 226H117V228H118ZM123 226H120V228H118V231H119V229H121ZM148 226H149V227H148ZM227 226H226V227H227ZM239 226H240V227H239ZM256 226H257V227L259 226V229H258ZM11 227H12V226H11ZM11 227H10V228H11ZM40 227H42V225H41ZM47 227H48V228H52V226H51V227L47 226ZM83 227H85V226H83ZM83 227H82V228H79V230H80V229H83ZM95 227H97V225H96ZM111 227H110L109 229H111ZM124 227H123V228H124ZM132 227H133L134 230L132 229ZM147 227H148L149 229H148ZM168 227H169V225H168ZM228 227H227V228H228ZM234 227H235V226H234ZM244 227H243V228H244ZM6 228H7V226H6ZM31 228H30V229H31ZM54 228H55V227H54ZM54 228H52V229H54ZM56 228H57V227H56ZM117 228H115V229H117ZM130 228H131V230H130ZM151 228H152V229H151ZM180 228H181V227H180ZM180 228H179V230H182V232H183V231L185 232V230H183V227H182V229H180ZM227 228H226V230H227ZM231 228H228V230L231 231V230H232ZM247 228H246V229H247ZM7 229H8V228H7ZM7 229H6V230H7ZM11 229H12V228H11ZM17 229H18V228H17ZM30 229H28V230H30ZM60 229H62V227H60L59 230H60ZM74 229H75V228H74ZM77 229H78V228H77ZM101 229H102V228H101ZM101 229H100V230H101ZM170 229H171V228H170ZM28 230H27V231H28ZM35 230H33V232H35V233L32 232L31 234H34V235H35V234H36V231H38V230H36V231H35ZM47 230H50V229H47ZM57 230H58V229H57ZM57 230H55V231H57ZM65 230H67V228H66ZM65 230H64V231H65ZM69 230H70V229L68 228V231H69ZM75 230H76V229H75ZM75 230H71L72 232H71V231H69V232L67 231L68 234L71 232L69 236H68V235L66 236L65 233H63V234L65 235L64 238H65V237H71V236H73V234H74V236H75V235H78V234H75L77 231H78L79 233L82 232V230H81V232H80L79 230H77V231L75 232ZM84 230H85V228H84ZM132 230H133V231H132ZM228 230H227V231H228ZM236 230H238V229L235 227V231H236ZM243 230L245 231L244 233H246L245 228L242 229L241 231H243ZM256 230H257V234H260V233H261L260 235H262L261 238H260L259 235H257V236L260 238V239H259V243H258L257 236L253 237V236H250V235L248 234V232L250 231L249 233H252V234L255 233V235H256V232H255ZM258 230H259V231H258ZM3 231L5 232V230H3ZM18 231H19V230H18ZM20 231H21V230H20ZM20 231H19L18 233H16V235L19 236ZM25 231H26V230H23V232H25ZM64 231H60V232H64ZM73 231H74L75 233H74ZM122 231H123V230H121L120 234H122ZM125 231H126V232H125ZM145 231H146V233H145ZM155 231H157L156 234H155ZM227 231H226V232H227ZM230 231L228 232V234L232 235V233H231ZM235 231H233V232H235ZM0 232H1V229H0ZM10 232H11V231H10ZM16 232H17V230H16ZM78 232H77V233H78ZM100 232H101V231H100ZM102 232H103V231H102ZM5 233H6V232H5ZM7 233H8V232H7ZM13 233H14V232H13ZM37 233H38V232H37ZM83 233H84V232H83ZM88 233H89V232H88ZM153 233H154V234H153ZM172 233H173V234H172ZM172 233H171V236H174V234L177 235L178 233H181V231L178 232V233L176 234V232H175V231L173 232V229H172ZM236 233H234L235 236H236ZM3 234H4V233H2L1 235H3ZM52 234H53V233H52ZM54 234H55V233H54ZM63 234H62V235H63ZM71 234H72V235H71ZM81 234H82V233H81ZM101 234H102V233H101ZM117 234H118V232H117ZM234 234H233V236H234ZM5 235H6V234H5ZM9 235H10V233H9ZM12 235H13V234H12ZM16 235H13V238H14V237H17V238H15V242H16V244H17V247H16V248L18 249V252H20L22 249H25V248H26V242H27V240H26V242H25V241L23 242V241H21V240H22L21 238H23V239H26V238L21 237V236H19V237H20V238H19V237L16 236ZM21 235H22V234H21ZM27 235H28V234H27ZM34 235H31V236L33 237ZM56 235H57V233H56ZM58 235H59V234H58ZM118 235H119V234H118ZM248 235H249V237H248ZM22 236H25L24 233H23ZM28 236H30V235H28ZM28 236H27V237H28ZM74 236H73V237H74ZM88 236H89V235H88ZM97 236H98V235H97ZM103 236H104V235H103ZM107 236H106L105 240H108V239H107ZM116 236H117V235H116ZM121 236H120V237H121ZM235 236H234V237H235ZM57 237L60 238V235L57 236ZM76 237H78V236H76ZM76 237H75V238H76ZM104 237H105V236H104ZM104 237H101V238L104 239ZM125 237H124V238H125ZM6 238H7V236H6ZM88 238H89V237H88ZM126 238H128V235H127ZM126 238H125V239H126ZM174 238L176 239V236H175ZM174 238H173V239H174ZM236 238H238V236H236ZM1 239H2V238H1ZM27 239H29V238H27ZM32 239H33V238H32ZM32 239H30V243L33 244V242H31V241H33ZM94 239H95V240H94ZM111 239H110V240H111ZM129 239H130V238H128V240H129ZM167 239H169V240H167ZM175 239H174V240H175ZM58 240H59V239H58ZM83 240H84V241H83ZM89 240H91V239H89ZM92 240H91V241H92ZM105 240H104V241H105ZM157 240H158V241H157ZM2 241H3V240H2ZM6 241H7V240H6ZM6 241L3 242V243H6ZM10 241H11V240H10ZM104 241H103V242H104ZM124 241H125V240H124ZM126 241H127V240H126ZM126 241H125V242H126ZM255 241H256V243H255ZM0 242H1V240H0ZM7 242H8V241H7ZM56 242H58V241H56ZM67 242H70V243L66 245ZM114 242H115V244H114ZM125 242H124V243H125ZM127 242H128V241H127ZM127 242H126V243H127ZM130 242H129V243H130ZM252 242H253L254 245L252 244ZM10 243L13 244L14 242L12 243V241H11ZM24 243H25V244H24ZM27 243H29V242H27ZM129 243H128V244H129ZM167 243H168V244H167ZM6 244H8V243H6ZM78 244H79V243H78ZM240 244H239V245H240ZM251 244H252V245H251ZM3 245H4V244H3ZM13 245H14V244H13ZM13 245H12V246H13ZM28 245H29V244H28ZM37 245H38V244H37ZM37 245H36V246H37ZM55 245H56V244H55ZM113 245H112V246H113ZM129 245H130V244H129ZM245 245L247 246V244H245ZM1 246H2V245H1ZM1 246H0V247H1ZM5 246H6V245H5ZM36 246H35V247H36ZM53 246H54V245H53ZM65 246H66V248H65ZM75 246L77 247L76 249H78V250H75V249H74ZM80 246H81V248H80V250H79V247H80ZM246 246H244L245 249H243L244 247H242L241 255L243 254V252L247 251V253H246L247 255H245V253H244L243 255H245V256H251V253L249 254V253H248V250H246V249H248V248H246ZM3 247H4V246H3ZM8 247L10 248L9 245H8ZM8 247H6V248L8 249ZM13 247H14V246H13ZM24 247H25V248H24ZM29 247H30V249L32 250V248H31V244H30ZM32 247H33V245H32ZM37 247H38V246H37ZM60 247H61V248H60ZM88 247H90V246L88 245ZM106 247H107V248H106ZM109 247H111V249H110ZM158 247H159V249H158ZM255 247H256V248H255ZM40 248H41V247H40ZM54 248H56V246H55ZM93 248H92V249H93ZM108 248H109V249H108ZM112 248H113L114 250H113ZM129 248H130V251H129ZM196 248H197V247H194L195 251L197 250ZM0 249H2V248H0ZM7 249L5 250V256H2V257H5V259L7 258V256H10V255H8V254L6 253V252H7ZM27 249H28V246H27ZM30 249H29V250H30ZM34 249H36V254H37V255H35V258L39 261V264H42V263H43V260L45 261V259H44V254L41 253V249H39V247H38V248H34ZM52 249H53V248H52ZM52 249H51V252L53 251ZM92 249H90V250H92ZM97 249H99V250H97ZM107 249H108V250H107ZM131 249H132V250H131ZM150 249H153V250L156 249L157 251H156V250H155V251H156V253H157L158 255H156V254L154 253V251H150ZM192 249H193V248H192ZM194 249H193V250H194ZM10 250L13 251V248H11ZM15 250H16V249H14V251H15ZM54 250H56V249H54ZM59 250L57 249V250L55 251V253H56V252L59 253V252H60ZM68 250H67V251H68ZM111 250H113L114 252L116 251L114 255L118 254V255L114 256V258L117 259V260H116L117 262L114 261L115 259H112L113 256L111 257V254L113 255V252H112ZM148 250H149L151 253H154L153 255H150L151 253L149 252V253H150V254H149L150 259H153L151 262L149 261V259L147 260L146 257L143 256L144 253H147ZM183 250L185 251V249H182V251H183ZM244 250H245V251H244ZM0 251H1V250H0ZM12 251H11V252H12ZM14 251H13V252H14ZM34 251H35V250H34ZM84 251H85V252H84ZM167 251H169V250H167ZM184 251H183V252H184ZM261 251H260V252H261ZM9 252H10V251H8V253H9ZM13 252H12V255H11L10 257H8L9 259L7 258V259L5 260L6 262H7L8 260H9V262H10V260H12V259H10V258H13V257H14L13 255H15V254H13ZM30 252H31V251H30ZM53 252H54V251H53ZM70 252H71V253H70ZM72 252H73V253H72ZM108 252H109L110 254H109ZM111 252H112V253H111ZM179 252H180V250H179ZM179 252L176 251L175 253H178V257L180 258V257H182V255L184 256V255H185L184 253H186V252H188V251H185L184 253H182V252L179 253ZM190 252H192V251H190ZM253 252H254V253H253ZM169 253H170V252H169ZM169 253H168V254H169ZM175 253H171V254H175ZM181 253H182V254H181ZM217 253H218V252H217ZM217 253H216V255H217ZM256 253H257V252H256ZM6 254H7V255H6ZM10 254H11V253H10ZM119 254H120V255H119ZM134 254H135L136 256H138V258H137L136 256H135V257H136L137 259H139V261H137V259H135ZM179 254H181V255H179ZM201 254H202V253H201ZM201 254L196 255V256H198V257H195V259L193 258V260H196V258L198 259V258H199V255H200V257H202V259H203V258H206V260H208L209 258L211 259V258L215 257V255H214V256H210L209 258H207V256L205 257V254H206V255L208 254L207 252H206V253L203 252L204 257H203V255H201ZM230 254H231V255H228L229 257H228V256L221 257V255L218 254V255H220L219 259L217 258L218 260L215 261L214 259H216V258H214L213 261H212V259H211V260H210L211 262L208 260V261H206V263L210 262V264H211V263L213 264L214 261H215V262L218 261L217 264H231V262H230L231 260L229 261V259H230V257H232L234 254H232V253H230ZM248 254H249V255H248ZM18 255H19V256H18V257H19V260H21V259H20V255H21V254H18ZM23 255H24V254H23ZM23 255H22V256H23ZM71 255H72V256H71ZM78 255H77V256H73V258H77ZM109 255H110V256H109ZM146 255H147V254H146ZM154 255H155V257H154ZM175 255L177 256V254H175ZM218 255H217L216 257H218ZM243 255H242V259H245V260H243V262L248 261L249 258L247 259V258L244 257ZM255 255H256V257H257V254H255ZM0 256H1V254H0ZM117 256H118V257H121V258H119L120 261L118 260ZM141 256H143V257H145V258H143V257H141ZM147 256H148V255H147ZM151 256H153V258H151ZM168 256H169V255H168ZM170 256H171V255H170ZM222 256H223V255H222ZM234 256H235V255H234ZM234 256H233V258H234ZM237 256H239V254H238ZM25 257H26V255H25ZM25 257H24V256L21 257V258H22L21 262L24 261V258H25ZM48 257H49V256H48ZM50 257H51V256H50ZM82 257H84L85 259H82ZM140 257H141V258H140ZM226 257H228L227 259H225L226 261L223 260V258H226ZM243 257H244V258H243ZM254 257H255V256H254ZM26 258H27V257H26ZM54 258H51V260H49V262H47V263H51L50 261H52V259H54ZM94 258L96 259V261H95ZM129 258H130V257H129ZM133 258H134V259H133ZM176 258H177V257H176ZM179 258H177V259H178V262H179L183 257H182L181 259H179ZM238 258L241 259V257H238ZM238 258L236 257V258H234V259L236 260V259H238ZM36 259H34V260H35V263L38 264V263L36 262ZM122 259H123V258H122ZM171 259H172V257L170 258V260H171ZM183 259H185V256H184ZM183 259H182V260H183ZM202 259L199 258L198 260H200V261L197 260L196 263H194V261H193V263H192V260L190 261V263H189V262H188V263H189V264H205V260H204V259L202 260ZM246 259H247V260H246ZM256 259H257V258H255V260H256ZM2 260H4V259L2 258ZM2 260H1V261H2ZM19 260H18V261H19ZM29 260H30V259H28V261H29ZM32 260H33V259H32ZM32 260H31V261H32ZM92 260H93V262H92ZM101 260H100V261H101ZM170 260H169V262H170ZM227 260H228V262H227ZM232 260H233V259H232ZM235 260L232 261V262H233L232 264H235V262H234ZM258 260H256V261L258 262ZM14 261H15V257H14V260H12L10 263L7 262V264H8V263H9V264H12ZM18 261H16V263H15V262H14V263H15V264H20L21 262H20V263H17ZM55 261H56V260H55ZM83 261H82V262H83ZM171 261L174 262V258H173V260H171ZM241 261H242V260H241ZM249 261H251V260H249ZM249 261L247 262L248 264L251 263V262L249 263ZM33 262H34V261H33ZM82 262H81V264H82ZM118 262H119V263H118ZM153 262H156V261H153ZM176 262H177V261H176ZM176 262H174V264H176ZM215 262H214V264H215ZM237 262H240V260H239V261L237 260L236 263H237ZM260 262H261V261H260ZM14 263H13V264H14ZM44 263H45V262H44ZM98 263H99V262H98ZM180 263L182 264L183 261H182V262L180 261ZM186 263H187V262H186ZM188 263H187V264H188ZM247 263H246V264H247ZM252 263H253V261H252ZM261 263L263 264V262H261ZM22 264H25V263L22 262ZM51 264H52V263H51ZM76 264H78V263H76ZM83 264H84V262H83ZM95 264H97V263H95ZM99 264H100V263H99ZM151 264H152V263H151ZM153 264H155V263H153ZM170 264H171V263H170ZM177 264H178V263H177ZM183 264H185V262H184ZM208 264H209V263H208ZM240 264H244V263H240ZM255 264H259V262H258V263L255 262Z\"/></svg>",
	"mask_w": 264,
	"mask_h": 264
}]
</instances>
